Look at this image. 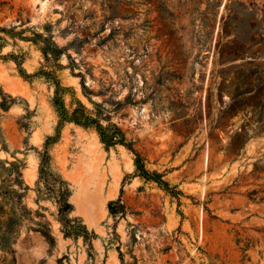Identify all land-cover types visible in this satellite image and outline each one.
I'll return each mask as SVG.
<instances>
[{
	"label": "rangeland",
	"instance_id": "1",
	"mask_svg": "<svg viewBox=\"0 0 264 264\" xmlns=\"http://www.w3.org/2000/svg\"><path fill=\"white\" fill-rule=\"evenodd\" d=\"M41 70L65 109L116 124L151 177L94 127L55 137ZM59 188L90 240L64 237ZM118 251L264 264V0H0V264H121Z\"/></svg>",
	"mask_w": 264,
	"mask_h": 264
},
{
	"label": "trees",
	"instance_id": "2",
	"mask_svg": "<svg viewBox=\"0 0 264 264\" xmlns=\"http://www.w3.org/2000/svg\"><path fill=\"white\" fill-rule=\"evenodd\" d=\"M17 64L19 66L20 75L24 78L29 77L30 75L27 74L25 70L20 66L21 65L20 61L17 60ZM39 73L46 76L48 79L53 80V84L55 86V93H54L55 96L52 102L60 118L58 121L59 123L57 124L56 127L55 137L58 136V129L62 122H74L75 124H79L82 126L94 127L97 130L100 141L104 143L106 146L121 144L125 146L131 153H133L134 155L133 163L135 166V172L138 173L139 176H142L146 179H149L151 177L145 168L143 158L133 148L132 143L129 141L127 142L125 140L123 132L116 124L110 123L103 126L100 123V119L97 116V114H94V116L90 115V113L86 110V108H84L79 103L75 108L71 109L70 111L65 109L63 107L62 100L60 98V93H62L66 88L60 86L59 81L55 78V76H53V74L50 71L41 70V72ZM55 137H48L47 142L54 141ZM48 161H49V155L47 151L44 150L41 155L40 166H39V173L41 176L44 174H48L45 168ZM122 191L123 190L121 187L118 198L114 200H110L107 203L108 213L113 217L123 216L125 214L126 207L121 199ZM69 194L70 191L68 188H59L60 202L58 207V215L60 217V221L63 227V235L65 238L67 237L78 238V236H81L84 238L85 241L90 240V238L93 237V234L92 233L89 234V231L87 230L84 224H82L81 222H75V220H71L70 218L66 217L67 214H69L73 210L72 204L68 201ZM253 194H256V191L255 192L253 191ZM89 246L91 247V243H89ZM118 254H119L120 263L122 264L123 263L122 254L120 251H118Z\"/></svg>",
	"mask_w": 264,
	"mask_h": 264
},
{
	"label": "bare ground",
	"instance_id": "3",
	"mask_svg": "<svg viewBox=\"0 0 264 264\" xmlns=\"http://www.w3.org/2000/svg\"><path fill=\"white\" fill-rule=\"evenodd\" d=\"M28 179H31V176H29V178Z\"/></svg>",
	"mask_w": 264,
	"mask_h": 264
}]
</instances>
